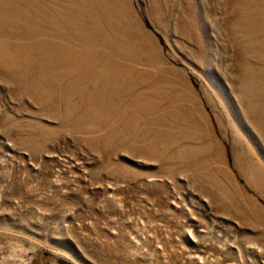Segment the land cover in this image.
<instances>
[{
	"label": "rangeland",
	"instance_id": "obj_1",
	"mask_svg": "<svg viewBox=\"0 0 264 264\" xmlns=\"http://www.w3.org/2000/svg\"><path fill=\"white\" fill-rule=\"evenodd\" d=\"M0 264H264V0H0Z\"/></svg>",
	"mask_w": 264,
	"mask_h": 264
}]
</instances>
